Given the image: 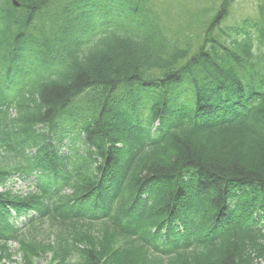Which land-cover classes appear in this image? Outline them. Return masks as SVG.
Segmentation results:
<instances>
[{
  "label": "trees",
  "instance_id": "obj_1",
  "mask_svg": "<svg viewBox=\"0 0 264 264\" xmlns=\"http://www.w3.org/2000/svg\"><path fill=\"white\" fill-rule=\"evenodd\" d=\"M236 1L173 28L157 0H0V264H264V8L223 28Z\"/></svg>",
  "mask_w": 264,
  "mask_h": 264
},
{
  "label": "rangeland",
  "instance_id": "obj_2",
  "mask_svg": "<svg viewBox=\"0 0 264 264\" xmlns=\"http://www.w3.org/2000/svg\"><path fill=\"white\" fill-rule=\"evenodd\" d=\"M157 2L162 11L163 21L169 27L177 28L178 26L183 25V18L190 20V14L196 12L199 8L210 11L211 17L212 14H215L218 10L222 0H157ZM260 7L264 8V0H237L231 9L230 15L224 21L223 28L227 26H236L246 19L260 21L262 19ZM194 34H200V31L195 28L189 33L190 37ZM66 143L67 147L65 148V151L70 153L74 146L70 140L66 141ZM35 181V178L21 180L16 177L9 182L7 188H10L16 193L27 194L32 190ZM54 233L55 231L53 227L45 225L42 229L37 231L35 235L38 234V238L48 242V240L54 236ZM18 246L17 243L12 245L15 256L12 258L13 261L5 260V264H21L24 261L22 253L18 251ZM50 258L51 257L46 259L44 256L38 257L36 263L49 264Z\"/></svg>",
  "mask_w": 264,
  "mask_h": 264
},
{
  "label": "water",
  "instance_id": "obj_3",
  "mask_svg": "<svg viewBox=\"0 0 264 264\" xmlns=\"http://www.w3.org/2000/svg\"><path fill=\"white\" fill-rule=\"evenodd\" d=\"M16 5H18V4L16 3Z\"/></svg>",
  "mask_w": 264,
  "mask_h": 264
}]
</instances>
